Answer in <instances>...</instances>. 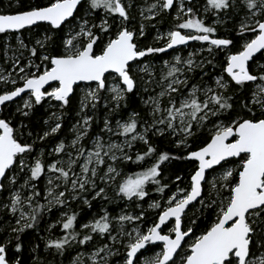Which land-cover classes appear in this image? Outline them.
Returning <instances> with one entry per match:
<instances>
[{
    "label": "snow or ice",
    "instance_id": "6c2138e0",
    "mask_svg": "<svg viewBox=\"0 0 264 264\" xmlns=\"http://www.w3.org/2000/svg\"><path fill=\"white\" fill-rule=\"evenodd\" d=\"M14 7L0 264H264V0ZM173 161L186 171L165 175Z\"/></svg>",
    "mask_w": 264,
    "mask_h": 264
},
{
    "label": "rangeland",
    "instance_id": "374dc122",
    "mask_svg": "<svg viewBox=\"0 0 264 264\" xmlns=\"http://www.w3.org/2000/svg\"><path fill=\"white\" fill-rule=\"evenodd\" d=\"M6 1H9V2H11V4L10 5H12L13 7H10V5H9V8L10 9H14V8H16V7H14L15 5H16V2H17V0H6ZM26 2H31V0H25ZM203 2V0H201V3ZM7 11H9V10H7ZM161 29L163 30L164 28H166L167 27V23H164V24H162L161 26ZM225 27H231V25L229 24V25H225ZM220 35H224L225 34V32H224V29L223 28H221V30H220V33H219ZM186 54V53H185ZM4 114H6V113H4ZM124 113H121V115H123ZM38 115H39V118H41V117H43V118H46L47 117V113H45L44 112V110L43 109H39V111H38ZM115 118L116 117H114L113 118V122H114V120H115ZM22 119V118H21ZM75 120H76V116H75V113H74V111H72V109H69L68 110V112H67V114L64 116V128L61 130V133H60V135L61 136H70L71 135V133L69 132V127H70V125L72 124V123H74L75 122ZM96 130V126L94 125V131ZM154 143H157V140L154 138V141H153ZM158 144V143H157ZM152 195H155V193H153ZM94 204H96V202H93ZM98 207H99V205L98 204H96ZM73 207H76V205L75 204H73ZM97 207V208H98ZM108 207H116V206H114V205H108ZM110 209V208H109ZM78 210V209H77ZM96 210V209H95ZM95 210L93 211V212H95ZM111 210V209H110ZM116 210L117 211H119V209L118 208H116ZM49 216H50V218H51V220L52 221H54L56 218H57V213H56V211L55 210H53V212L51 213V214H49ZM54 231V233L56 234V235H59V231H58V229H54L53 230ZM42 235L44 234V233H41ZM41 246L43 247V245L41 244ZM75 255V251H70L69 253H67L66 255H65V257H64V261H65V264H68V260L70 259V257L71 256H74Z\"/></svg>",
    "mask_w": 264,
    "mask_h": 264
},
{
    "label": "trees",
    "instance_id": "16d2710c",
    "mask_svg": "<svg viewBox=\"0 0 264 264\" xmlns=\"http://www.w3.org/2000/svg\"><path fill=\"white\" fill-rule=\"evenodd\" d=\"M10 4H11V2H9V1L0 0V10H5V11L9 10V11H13V12L16 11L17 10L16 8H14V9H10L9 8ZM20 4L26 6L28 4V2H26L25 0H20ZM132 106L135 107L136 105L133 104ZM38 111H39V109H38ZM38 111L36 113V118H39ZM125 111H127V110H125ZM157 143H158L157 144L158 145V149H166V148L169 147L166 142L161 143V142L157 141ZM185 164H186V162H183V161H173V162H171V164L168 165V168L165 170V175H169L170 174L169 170H171V171H181V172L186 171ZM133 168H134V170H138V169H135V166H133ZM97 207L98 206L96 204H94V208H93L92 211L97 209ZM109 208L112 209V207H109ZM41 248H42V246H41Z\"/></svg>",
    "mask_w": 264,
    "mask_h": 264
}]
</instances>
